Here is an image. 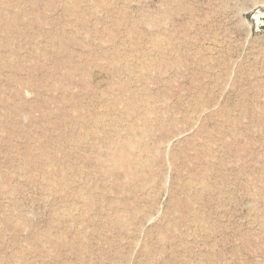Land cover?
Returning <instances> with one entry per match:
<instances>
[{"label":"rangeland","instance_id":"1","mask_svg":"<svg viewBox=\"0 0 264 264\" xmlns=\"http://www.w3.org/2000/svg\"><path fill=\"white\" fill-rule=\"evenodd\" d=\"M0 264H264V0H0Z\"/></svg>","mask_w":264,"mask_h":264},{"label":"bare ground","instance_id":"2","mask_svg":"<svg viewBox=\"0 0 264 264\" xmlns=\"http://www.w3.org/2000/svg\"><path fill=\"white\" fill-rule=\"evenodd\" d=\"M81 143H82V142H81ZM76 147H77V146H76ZM76 147H75V148H76ZM78 147H79V145H78ZM80 147H81V146H80ZM79 151H80V150H79ZM75 152H76V151H75ZM77 152H78V151H77ZM80 154H81V153H80ZM78 155H79V154H78ZM78 155L75 154V156H78ZM81 156H82V155H81ZM76 162H77V161H76ZM145 162H146V161H145ZM141 212H142V210H141ZM141 212H140V213H141ZM142 213H143V212H142Z\"/></svg>","mask_w":264,"mask_h":264}]
</instances>
